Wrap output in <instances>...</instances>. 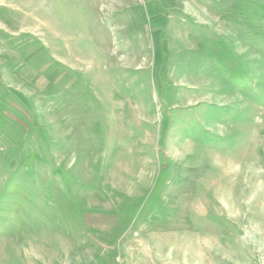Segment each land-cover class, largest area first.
<instances>
[{
  "label": "rangeland",
  "instance_id": "1",
  "mask_svg": "<svg viewBox=\"0 0 264 264\" xmlns=\"http://www.w3.org/2000/svg\"><path fill=\"white\" fill-rule=\"evenodd\" d=\"M0 264H264V0H0Z\"/></svg>",
  "mask_w": 264,
  "mask_h": 264
}]
</instances>
